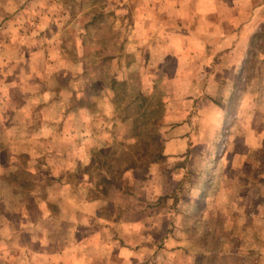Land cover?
Listing matches in <instances>:
<instances>
[{
  "label": "rangeland",
  "instance_id": "rangeland-1",
  "mask_svg": "<svg viewBox=\"0 0 264 264\" xmlns=\"http://www.w3.org/2000/svg\"><path fill=\"white\" fill-rule=\"evenodd\" d=\"M108 1L0 0V264H43L42 255L61 247L99 253L96 264H104L112 249L98 252L96 240L115 238L148 257L166 255L154 264H264V23L223 124L202 114L225 104L224 85L212 73L182 89L169 82L152 89L146 67L116 80L117 68L106 59L95 77L105 80L113 98L110 117L98 108L93 94L101 92L92 81L68 83L81 100L66 105L52 92L66 81L54 62L58 52L74 59L81 45L102 61V53L123 48L120 39L102 37L103 29L128 32L132 7L120 12ZM198 86L193 102L189 90ZM174 95L180 100H169ZM80 105L93 117L91 129L76 133L81 120L67 112ZM183 111L195 124L177 144L185 137L189 147L181 153L177 145L166 155L170 127ZM52 113L54 133L47 126ZM68 184L73 188L65 189ZM91 197L104 201L95 216L70 213V205ZM108 221L116 224L108 227ZM117 263L114 257L111 264Z\"/></svg>",
  "mask_w": 264,
  "mask_h": 264
},
{
  "label": "crops",
  "instance_id": "crops-1",
  "mask_svg": "<svg viewBox=\"0 0 264 264\" xmlns=\"http://www.w3.org/2000/svg\"><path fill=\"white\" fill-rule=\"evenodd\" d=\"M106 4L120 7V12L125 9L124 7H132V24L128 32L126 30L111 32L108 28L105 33V29H103L102 37L120 39L123 48H118L113 53H102L104 54L102 55V61L91 59L93 55L90 56V53L92 52L89 50L82 52L81 45H78V57L74 59H68L65 56L66 51L58 52L54 62L57 67L62 66L59 73L64 79L66 78L67 82L58 83L62 88L57 85L58 87L52 90L54 94L58 91L57 98L53 97L54 99L60 101L58 96L60 95L65 105L68 99L71 102L75 98L81 100L75 97L76 93L74 91H70L68 83L73 84L86 79L88 82L92 81L90 87L97 88L101 92L100 94H93L99 95L100 100L96 99L95 101L99 103L98 108L102 104V107H104L102 114L111 117L114 112L113 98L108 96L105 80L101 77H95L96 71L104 70L106 59L108 63L111 59L114 65L113 68H117L114 71L112 70L116 80L127 74V70H142L146 67V70L151 73L152 89L160 86V84L163 86L167 82L172 83L174 88L182 89L188 86L189 79L199 82L203 77L212 73L216 77L217 83L224 85L221 100L225 101V104L220 103L219 109L214 112L210 111L202 114L214 117L222 124L227 121L229 112L234 111L233 108L231 110L229 107L234 101L236 92L237 85L234 82H237L243 71L248 67V55L252 50V38L256 36L264 23V0H109ZM128 54H131V59L126 61L125 57ZM101 63L102 66H100ZM130 64L133 65L129 67ZM203 72L206 73L204 76L202 75ZM209 85L210 81L208 80V87H204L205 92L209 94L206 95L207 100H209L207 97L213 98V92L209 89ZM178 89H175V94L178 93ZM201 89L202 87L198 86V88L194 87L189 90L195 97L191 101L195 102L199 99ZM66 91L72 92V95L62 96L61 94ZM89 97V95L84 96L85 99ZM169 100L176 102L180 99L174 95ZM53 103L56 105L59 102L53 101ZM60 103L62 102L60 101ZM67 113L71 115L73 121L74 119L81 120L80 124L75 126L76 133L78 131L83 133L88 128L91 129L89 120L93 117V113L90 107L76 106ZM188 113L183 111V119L178 120L173 125L174 127H170V133L174 136L172 135L171 142L165 144L166 155L169 154L166 150H174L177 145L181 153L188 149L189 146L185 143V137L180 140L182 141L181 144H177V140H179L177 137L188 135L194 127L195 116H188ZM170 115L172 113H168L165 117L168 120L173 119V115ZM56 116L57 113L55 115L52 113L50 122L47 123V126L52 127V129L55 128L52 133L58 132V129H56L58 120L51 122ZM45 129L47 131V128ZM167 130L169 131V129ZM68 132L66 129L62 133L66 134ZM68 164H70L69 168L73 166L72 163ZM68 187L71 188L72 184H68L65 189H70ZM56 200L62 208L63 202L58 197ZM100 202L103 203L104 201L97 197L86 198L82 202L78 201L77 207L70 205L69 210H71L70 213L74 217L77 215L95 216L99 210ZM59 220L62 219L58 217ZM39 222L33 221L32 224L39 225L41 229ZM114 224L116 222L108 221L107 226ZM120 224L124 226L126 223ZM60 226L62 227V223H59ZM69 226L65 224L63 229L72 230ZM72 226L78 230L83 227L79 226L77 228V224ZM96 242L98 252H110V249H112L111 255L102 261L104 264H111L114 257L118 261L117 264H154L153 258L157 260L161 256L162 258L166 256L161 254V256L153 255V258L152 255L148 257V252L145 253L146 250L142 252V249L137 247L130 249L122 244L120 238L113 240L98 239ZM92 247L95 250L93 245ZM95 255L97 256L94 257L88 252L83 253L77 250L66 253L61 247L57 252L42 255V258H44L43 264H46V262L48 264H96L98 257L101 255L99 253Z\"/></svg>",
  "mask_w": 264,
  "mask_h": 264
}]
</instances>
